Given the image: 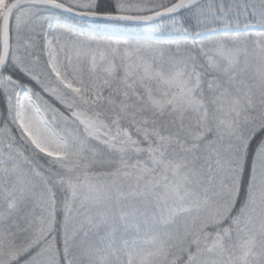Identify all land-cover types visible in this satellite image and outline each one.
<instances>
[{"label":"snow or ice","instance_id":"6c2138e0","mask_svg":"<svg viewBox=\"0 0 264 264\" xmlns=\"http://www.w3.org/2000/svg\"><path fill=\"white\" fill-rule=\"evenodd\" d=\"M0 264H264V0H0Z\"/></svg>","mask_w":264,"mask_h":264}]
</instances>
